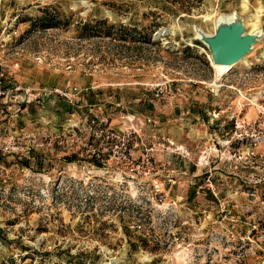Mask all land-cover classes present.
<instances>
[{
    "label": "rangeland",
    "instance_id": "rangeland-1",
    "mask_svg": "<svg viewBox=\"0 0 264 264\" xmlns=\"http://www.w3.org/2000/svg\"><path fill=\"white\" fill-rule=\"evenodd\" d=\"M235 12L264 32V0H0V264H264V36L197 38Z\"/></svg>",
    "mask_w": 264,
    "mask_h": 264
},
{
    "label": "water",
    "instance_id": "water-1",
    "mask_svg": "<svg viewBox=\"0 0 264 264\" xmlns=\"http://www.w3.org/2000/svg\"><path fill=\"white\" fill-rule=\"evenodd\" d=\"M197 31V38L206 45L211 54V62L230 67L249 55L255 44L264 36L262 30L249 32L245 19L236 12L232 20L217 21L212 34L199 28Z\"/></svg>",
    "mask_w": 264,
    "mask_h": 264
},
{
    "label": "trees",
    "instance_id": "trees-1",
    "mask_svg": "<svg viewBox=\"0 0 264 264\" xmlns=\"http://www.w3.org/2000/svg\"><path fill=\"white\" fill-rule=\"evenodd\" d=\"M187 11H190L189 9H187ZM60 14L56 9H52L50 10V7H46L45 9L42 10V14L41 16H39L35 21H33L31 28L32 29H36V28H55L58 27L62 21V19L60 18ZM66 23V22H64ZM101 25L102 22H99ZM114 27V26H111ZM97 21L95 25H91L90 22L87 23H83L82 25H80L79 29L82 31V35L84 36H90L93 33H97ZM101 29V26H100ZM153 30H147V33L144 36V41L146 42H152V40L154 41L153 44H159V41L154 40L153 38ZM108 36L112 35L111 30H109L107 32ZM132 39L136 38V29H132L131 33H130ZM187 51H191L190 47H187L186 49Z\"/></svg>",
    "mask_w": 264,
    "mask_h": 264
},
{
    "label": "built area",
    "instance_id": "built-area-1",
    "mask_svg": "<svg viewBox=\"0 0 264 264\" xmlns=\"http://www.w3.org/2000/svg\"><path fill=\"white\" fill-rule=\"evenodd\" d=\"M196 45V44H195ZM197 46V45H196ZM0 84H1V80H0ZM21 88L20 87H16V90H20ZM75 92L74 93H79V90L78 88H74ZM58 93L60 96H64V97H68L70 98L72 96L71 92H68L67 90H59V89H55V90H46V89H42V90H38V92L36 94H34V90H26L25 89V95L27 97V100L29 102H31L33 99H35L36 97H40V96H47L49 95L50 93ZM4 91H2L1 89V85H0V95L3 94ZM0 149H1V146H0Z\"/></svg>",
    "mask_w": 264,
    "mask_h": 264
},
{
    "label": "bare ground",
    "instance_id": "bare-ground-1",
    "mask_svg": "<svg viewBox=\"0 0 264 264\" xmlns=\"http://www.w3.org/2000/svg\"><path fill=\"white\" fill-rule=\"evenodd\" d=\"M234 15H235V13H233L232 15L222 14L216 19L215 23H217V21H221V20H232L234 18ZM258 31H260V30H258ZM210 59H211V56H210ZM212 64H214V63H212Z\"/></svg>",
    "mask_w": 264,
    "mask_h": 264
},
{
    "label": "crops",
    "instance_id": "crops-1",
    "mask_svg": "<svg viewBox=\"0 0 264 264\" xmlns=\"http://www.w3.org/2000/svg\"><path fill=\"white\" fill-rule=\"evenodd\" d=\"M108 84L111 85V86H113V85H116V86H117V85H120V84H122V83L119 82V81H115V82H111V83H108ZM99 86H100V85H97V86L90 85V86H88L86 89L93 91L92 89L99 88Z\"/></svg>",
    "mask_w": 264,
    "mask_h": 264
}]
</instances>
